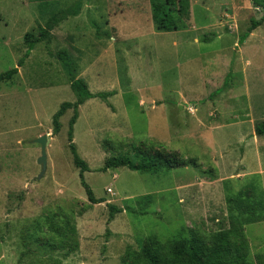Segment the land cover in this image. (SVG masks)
<instances>
[{"label": "rangeland", "instance_id": "rangeland-1", "mask_svg": "<svg viewBox=\"0 0 264 264\" xmlns=\"http://www.w3.org/2000/svg\"><path fill=\"white\" fill-rule=\"evenodd\" d=\"M75 1L0 0V74L18 67L0 85V264H123L129 248L140 251L151 237L210 240L234 227L249 261L264 264V221L241 225L228 202V192L253 194L256 175L264 191V136L255 134L264 120V23L239 44L264 9L252 0H191L190 16H176L178 30L160 32L152 0H85L19 67L25 35ZM59 51L92 93L115 92L80 106L73 133L100 204L90 201L69 147L72 109L54 132L61 104L77 100ZM230 72L231 86L211 96ZM44 135L41 176L36 140ZM118 155L176 166L104 169ZM111 205L123 211L112 216ZM64 219L75 225L77 249L43 248Z\"/></svg>", "mask_w": 264, "mask_h": 264}, {"label": "trees", "instance_id": "trees-1", "mask_svg": "<svg viewBox=\"0 0 264 264\" xmlns=\"http://www.w3.org/2000/svg\"><path fill=\"white\" fill-rule=\"evenodd\" d=\"M258 7L264 9V0H252ZM85 0H76L74 5L53 15L47 22L45 27L39 29V34L27 33L24 37V43L27 46L24 57L19 61L18 66L24 64L35 46L42 42L49 43L52 31L63 21L69 17L80 15ZM153 5V22L156 29L160 32H173L178 30L179 24L176 16L187 19L190 16L191 0H152ZM264 23V15L260 20L251 19V24L246 32L240 37L239 44L244 43L250 34ZM53 54V53H52ZM57 58L66 68L71 87L77 94L75 102H64L59 110L53 116L54 132L61 129L60 118L70 109L74 111V115L69 122L68 141L69 147L74 157L76 166L81 169L80 178L83 187L86 189L87 195L93 204L105 202L103 199H97L92 188L85 181L84 173L88 171V164L83 160L73 141L74 126L79 117V108L89 99L100 98L107 101V98L115 94L111 92H100L94 94L90 91L87 83L77 77V66L70 58L67 52L59 51L56 53ZM18 73V67L10 69L0 74V85L10 81ZM231 72L227 75L224 85L217 89L214 95H218L231 86ZM255 134L258 137L264 136V120L256 124ZM176 166L164 160L161 156L144 157L141 163L137 164L134 158L127 155L113 156L105 161L104 169L126 167L132 171L140 173L159 174L162 171H169ZM252 188L253 194H246L245 198H240L239 194L233 195L228 192V202L230 205H236V209H232V216L241 225L249 223H260L264 221V191L259 182V176L253 178ZM256 193V194H255ZM235 210V211H233ZM123 209L114 205L110 206V213H121ZM236 213V214H235ZM68 215V214H67ZM72 219H64L62 224H58L54 230L55 236L51 239L44 240L43 248L51 250H67L70 245H74L72 251L78 247V242L73 239L76 234L75 225H71ZM241 231L237 228L220 231L213 234L210 240L201 237L192 239H182L178 242L165 243L155 237H151L140 251L129 248L123 259V264H255L248 259V241L242 236ZM263 264V257H259Z\"/></svg>", "mask_w": 264, "mask_h": 264}, {"label": "water", "instance_id": "water-1", "mask_svg": "<svg viewBox=\"0 0 264 264\" xmlns=\"http://www.w3.org/2000/svg\"><path fill=\"white\" fill-rule=\"evenodd\" d=\"M38 144L41 146V156L38 159V163L42 167V173L45 174L47 170V165H48V156H47V142H48V135H44L36 140Z\"/></svg>", "mask_w": 264, "mask_h": 264}]
</instances>
